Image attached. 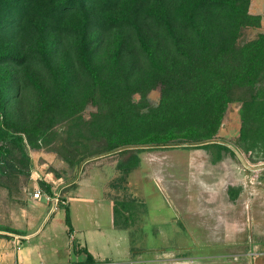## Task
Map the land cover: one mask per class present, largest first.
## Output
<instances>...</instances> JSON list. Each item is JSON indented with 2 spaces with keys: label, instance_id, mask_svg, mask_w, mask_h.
<instances>
[{
  "label": "rangeland",
  "instance_id": "rangeland-1",
  "mask_svg": "<svg viewBox=\"0 0 264 264\" xmlns=\"http://www.w3.org/2000/svg\"><path fill=\"white\" fill-rule=\"evenodd\" d=\"M194 1L80 0L72 5V0H0V124L6 132L0 142V216H5V204H18L34 190L48 195L51 186L69 190L82 179L106 201L119 196L148 209L162 204V217L168 218L170 192L180 199L186 185L192 204H208L210 212L218 214L221 204L238 206L233 208L242 212L241 230H235L228 258L212 255L224 249L214 244L224 235L216 215L207 218L208 230L192 225L195 238L211 244L192 248L189 233L174 224L167 228L173 234L169 244L203 252L207 263L264 264V117L253 114V107L244 110L254 96L253 106L264 102V83L234 91L239 100L225 104L217 119L214 115L195 131L210 134L213 146H237L232 156L211 145L187 147L174 133H158L156 117L179 102L164 98L156 76L152 87L138 80L125 89L114 85L116 46L122 44L126 58L136 57L132 26L150 55L163 58L170 50L159 41L156 17L161 8L180 16ZM230 2L237 52L258 35V25L242 21L248 0ZM114 113L132 121H117L107 131ZM167 120L164 125H170ZM126 143L131 147L117 149ZM109 145L118 147L108 152ZM125 149L136 159L133 168L124 162L128 154H118ZM62 194L51 195L48 204H66Z\"/></svg>",
  "mask_w": 264,
  "mask_h": 264
},
{
  "label": "crops",
  "instance_id": "crops-1",
  "mask_svg": "<svg viewBox=\"0 0 264 264\" xmlns=\"http://www.w3.org/2000/svg\"><path fill=\"white\" fill-rule=\"evenodd\" d=\"M247 13L258 17L257 33L264 34V0H248ZM74 185L69 190L61 187L58 191L51 186L48 195L40 193L37 199H32L31 193L20 198L18 204L4 205L5 216H0V264H227V260L207 263L203 252L193 253L183 245L169 244L173 234L167 228L171 224L179 226L189 233L186 238L192 240V248H201L210 242L197 240L192 225L200 231L208 230L207 218L217 216L224 235L214 240V244L224 249L223 253L212 255L226 258L228 248L236 242L235 230H241L242 212L233 208L238 206L221 204L218 214L210 212L208 204H192L190 188L186 185L179 191L180 199L170 192L172 216L168 218L162 217V204L150 209L145 204H121L115 215V220L123 226L119 230L113 227L116 204L94 193L85 180ZM83 190L89 194L81 193ZM61 192L66 204L62 201L48 204L53 200L51 195L59 196ZM70 200L78 203L69 204ZM188 219L196 221L193 224Z\"/></svg>",
  "mask_w": 264,
  "mask_h": 264
},
{
  "label": "trees",
  "instance_id": "trees-1",
  "mask_svg": "<svg viewBox=\"0 0 264 264\" xmlns=\"http://www.w3.org/2000/svg\"><path fill=\"white\" fill-rule=\"evenodd\" d=\"M78 2L80 0H72L71 4ZM233 5L230 0L228 2L195 0L191 8L186 10L185 7L180 16H175L169 10L161 8L156 17L160 26L159 41L161 39L169 45V54H164L163 58L161 55L157 59L151 56L135 25L132 26V33L137 43L136 57L126 58L122 54V44H118L113 53L114 66L118 69V73L113 78L117 89H125L136 80L149 84L156 80L154 78L156 76L158 78L156 83L160 82L159 85L163 86V91H166L162 94L164 98L172 97L179 102L172 110L156 117L157 121L155 118L150 121L151 124L156 121L160 135L174 133L177 135L175 138L179 139L177 142H182L187 147L206 149L211 145L230 156L237 146L232 145V151L228 147L213 146L214 141L210 140V134H195V131L202 123L204 127L205 122L214 115L217 119L225 104L239 100L234 96V91L243 86L251 89L255 85L264 83V34H258L235 52L236 35L232 33L235 29ZM241 17L242 21L254 20L255 28L259 23L258 17L250 16L246 12ZM114 27L115 24L110 25L105 31ZM45 33L47 34L48 31ZM86 35L84 33V37ZM50 72V75H53L52 71ZM96 79L98 80L97 75L94 76V81ZM149 86L152 87L153 84ZM254 98L255 96L245 104L244 110L253 107V114L264 117V102L253 106ZM57 103L52 101L53 105ZM54 108L58 110V106ZM168 118L170 125H164L167 124ZM117 121L121 124L128 123L132 121V117H120L114 113L106 123L110 126L104 129L111 131L110 128L116 125ZM5 135L6 132L1 129L0 124V142L4 140ZM117 147L109 145L107 151L111 152ZM126 147H131V144L126 143L117 149ZM131 151L125 149L118 152L129 155L124 161L129 168H133L136 164ZM110 200L116 204L113 210V227L123 229V226L115 220V215L117 216L121 209V204L133 200L119 196H112Z\"/></svg>",
  "mask_w": 264,
  "mask_h": 264
},
{
  "label": "built area",
  "instance_id": "built-area-1",
  "mask_svg": "<svg viewBox=\"0 0 264 264\" xmlns=\"http://www.w3.org/2000/svg\"><path fill=\"white\" fill-rule=\"evenodd\" d=\"M39 195H40V193L37 190H35L34 192H32L31 198L37 199ZM52 204H54V203L52 202Z\"/></svg>",
  "mask_w": 264,
  "mask_h": 264
}]
</instances>
